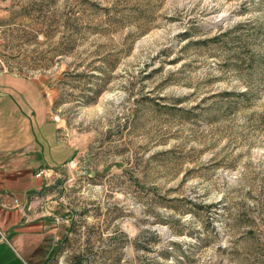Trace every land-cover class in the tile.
Instances as JSON below:
<instances>
[{
	"label": "rangeland",
	"instance_id": "rangeland-1",
	"mask_svg": "<svg viewBox=\"0 0 264 264\" xmlns=\"http://www.w3.org/2000/svg\"><path fill=\"white\" fill-rule=\"evenodd\" d=\"M1 72L68 149L39 177L0 155L31 262L264 264V0H0Z\"/></svg>",
	"mask_w": 264,
	"mask_h": 264
},
{
	"label": "crops",
	"instance_id": "crops-1",
	"mask_svg": "<svg viewBox=\"0 0 264 264\" xmlns=\"http://www.w3.org/2000/svg\"><path fill=\"white\" fill-rule=\"evenodd\" d=\"M22 111V112H21ZM26 114V115H24ZM58 124L48 115L47 98L42 87L31 77L11 72L0 73V144L4 142L12 148L0 152L2 156L24 155L39 165V169L51 170L50 165H62L68 161V149L58 138ZM1 151V150H0ZM12 161V160H11ZM34 165V164H32ZM27 189L13 192L7 187H0V243L4 244L7 234L11 236L12 244L21 248L23 263L31 262L35 235L39 232H22L13 229L27 222L22 213L23 208L2 205L10 197L17 198L22 205L28 204L35 211L33 200L26 197ZM14 211L15 215L9 213ZM29 241L31 244H28ZM10 243V242H9ZM29 245V246H28ZM33 246V247H32ZM8 252L0 250V264H13L8 258ZM11 260V261H10Z\"/></svg>",
	"mask_w": 264,
	"mask_h": 264
},
{
	"label": "trees",
	"instance_id": "trees-1",
	"mask_svg": "<svg viewBox=\"0 0 264 264\" xmlns=\"http://www.w3.org/2000/svg\"><path fill=\"white\" fill-rule=\"evenodd\" d=\"M30 176L32 177V175ZM13 180L14 181L16 180L15 176L12 177L10 173H6L2 169H0V187L10 184V182H12ZM13 214L15 215L14 211L10 212L9 216ZM36 224H38V221L27 222L19 227L14 226L13 229L16 231H22V232H38L40 229H39V226Z\"/></svg>",
	"mask_w": 264,
	"mask_h": 264
},
{
	"label": "built area",
	"instance_id": "built-area-1",
	"mask_svg": "<svg viewBox=\"0 0 264 264\" xmlns=\"http://www.w3.org/2000/svg\"><path fill=\"white\" fill-rule=\"evenodd\" d=\"M42 174H44V172L42 170H39L36 172V176H42ZM2 205L4 206H8V207H18V208H24L25 205H22L21 202L15 198V197H10V199L6 200Z\"/></svg>",
	"mask_w": 264,
	"mask_h": 264
}]
</instances>
